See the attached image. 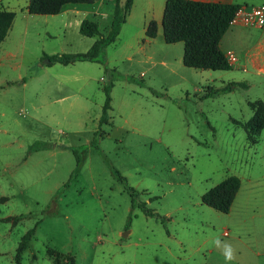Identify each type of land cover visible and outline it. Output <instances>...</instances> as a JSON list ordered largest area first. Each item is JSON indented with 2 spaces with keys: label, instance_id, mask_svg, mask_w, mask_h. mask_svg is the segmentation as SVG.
<instances>
[{
  "label": "rangeland",
  "instance_id": "rangeland-1",
  "mask_svg": "<svg viewBox=\"0 0 264 264\" xmlns=\"http://www.w3.org/2000/svg\"><path fill=\"white\" fill-rule=\"evenodd\" d=\"M27 4L0 0L15 13L0 43V264H17L33 227L19 264H226L217 238L236 250L231 264H247V231L264 228V128L251 143L241 125L264 105V26L241 29L231 69H196L182 42L163 39L165 0H132L103 63L64 65L45 55L90 48L96 37L79 32L89 8L36 15ZM229 175L241 181L230 210L202 203Z\"/></svg>",
  "mask_w": 264,
  "mask_h": 264
},
{
  "label": "trees",
  "instance_id": "trees-1",
  "mask_svg": "<svg viewBox=\"0 0 264 264\" xmlns=\"http://www.w3.org/2000/svg\"><path fill=\"white\" fill-rule=\"evenodd\" d=\"M95 0H28L27 11L36 15H56L67 3H93ZM132 0H127L124 6L115 0V8L106 34L99 30V23L85 18L79 24V32L87 37H97L90 48L82 53H65L45 55L52 62L64 65L75 61H90L103 63L105 48L115 41L125 23L131 8ZM241 7L236 3L204 2L198 0H165L162 16V33L166 43H183V64L187 67L203 70H229L232 68L227 55L220 47V41L231 25L236 11ZM15 13L0 10V43L6 37L12 26ZM157 35V23L150 20L145 29V36L154 38ZM238 83H230L223 90L229 91ZM105 86L106 99L102 107L100 123L108 121L110 110V88ZM260 104V105H259ZM259 106V107H258ZM253 116L241 126L247 131L251 143H256L261 130L264 128V105L261 102L251 103ZM80 159L77 162V167ZM113 170L115 177L121 181L131 196L133 206L137 205V191L127 183L126 178L118 170ZM241 181L236 175H229L218 184L204 192L201 201L205 205L218 211L227 213L239 191ZM153 199V198H151ZM143 211L151 215L144 202L138 204ZM35 230L29 229L21 238L16 248V263L19 264L21 251L27 247ZM53 250V249H51ZM55 251V250H53ZM56 253L57 252L55 251Z\"/></svg>",
  "mask_w": 264,
  "mask_h": 264
},
{
  "label": "crops",
  "instance_id": "crops-1",
  "mask_svg": "<svg viewBox=\"0 0 264 264\" xmlns=\"http://www.w3.org/2000/svg\"><path fill=\"white\" fill-rule=\"evenodd\" d=\"M198 1L236 3V4H240L241 6L264 4V0H260L257 2H253L252 0H198ZM248 1H251L252 3ZM84 5L89 8V11H87V16L91 17L90 19L97 21L99 23L100 32L102 34H106L110 28V24L112 21L114 8H115V0H95L93 3H67L62 6L60 12L56 15H60L62 13L63 14H68V13L75 14L80 11H85V8H83ZM3 8L11 11L10 9H7L6 7H3ZM101 21L103 22L102 24L104 25L103 28H100ZM242 28H247V26H244L242 24H232L231 23L230 27L223 35L220 41V47L225 52V54H226V50L230 49L233 43L236 41L235 38L239 36L238 34L240 33ZM262 44H264V41L260 42L259 45L256 46V48L263 46ZM244 61H246V58ZM244 61L242 62V64L246 65ZM247 236H248L247 237V264H264V228L261 229V232H258L256 229L247 231Z\"/></svg>",
  "mask_w": 264,
  "mask_h": 264
},
{
  "label": "built area",
  "instance_id": "built-area-1",
  "mask_svg": "<svg viewBox=\"0 0 264 264\" xmlns=\"http://www.w3.org/2000/svg\"><path fill=\"white\" fill-rule=\"evenodd\" d=\"M231 23L253 27L264 26V4L241 6L236 11ZM226 55L231 65L237 61L236 56L231 51L227 52ZM224 235H227V231L224 232Z\"/></svg>",
  "mask_w": 264,
  "mask_h": 264
},
{
  "label": "clouds",
  "instance_id": "clouds-1",
  "mask_svg": "<svg viewBox=\"0 0 264 264\" xmlns=\"http://www.w3.org/2000/svg\"><path fill=\"white\" fill-rule=\"evenodd\" d=\"M214 243L216 247L221 250V254L224 256L226 264H231V261H233L236 256V250L232 245L228 242L221 241L219 238H217Z\"/></svg>",
  "mask_w": 264,
  "mask_h": 264
},
{
  "label": "water",
  "instance_id": "water-1",
  "mask_svg": "<svg viewBox=\"0 0 264 264\" xmlns=\"http://www.w3.org/2000/svg\"><path fill=\"white\" fill-rule=\"evenodd\" d=\"M126 1L127 0H119V5L120 6H124L125 5V3H126ZM45 62H50V59L48 58V59H46V61Z\"/></svg>",
  "mask_w": 264,
  "mask_h": 264
}]
</instances>
